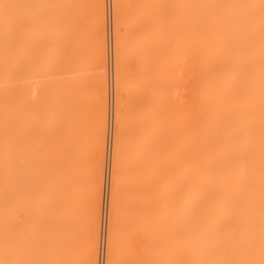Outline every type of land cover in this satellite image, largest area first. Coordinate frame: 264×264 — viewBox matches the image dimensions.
I'll list each match as a JSON object with an SVG mask.
<instances>
[{
  "label": "bare ground",
  "instance_id": "bare-ground-1",
  "mask_svg": "<svg viewBox=\"0 0 264 264\" xmlns=\"http://www.w3.org/2000/svg\"><path fill=\"white\" fill-rule=\"evenodd\" d=\"M123 5L108 264H264V0ZM104 11L0 0V264H96L106 101L50 74L83 66L90 27L103 64Z\"/></svg>",
  "mask_w": 264,
  "mask_h": 264
},
{
  "label": "rangeland",
  "instance_id": "rangeland-1",
  "mask_svg": "<svg viewBox=\"0 0 264 264\" xmlns=\"http://www.w3.org/2000/svg\"><path fill=\"white\" fill-rule=\"evenodd\" d=\"M91 0H87L90 2ZM105 2V21H104V58L103 64H97L95 54L93 51V37H92V28L87 29L86 39L87 46L89 48L87 56L84 60L83 66L78 71L68 72L67 74H50L52 75V80H57L60 77L64 78H75L79 80H84L87 82L88 89L87 95L89 96V103L94 104L95 100L98 98V94L100 96L101 90L103 91L104 99L106 101V128L104 134V156L102 161V180H101V192H100V218H99V230H98V250H97V259L96 264H108L111 261L116 259L114 253L109 252V243H110V231H111V193H112V181L115 173V168L113 165V155H114V144L116 141L115 138V125H116V100L118 98V92L116 88V81L118 80V72L116 69L117 66V47H116V15L117 12H124L125 5L122 6L123 0H104ZM124 9V10H123ZM88 12V21L91 22V6L87 10ZM176 70V71H175ZM173 75L174 78H171L169 81V96L175 100L176 106L173 114H176V118L181 111L180 103L183 105L186 92L184 88L183 78V70L180 68L175 69ZM182 74V75H180ZM48 75H38V77L32 79L35 86L40 87L47 79ZM105 77L106 79V87L103 90L101 87H97L101 78ZM180 83H179V82ZM173 85L171 86V84ZM179 83V84H178ZM183 84V86L181 85ZM176 86V87H175ZM175 88V89H174ZM171 90V91H170ZM184 92V93H183ZM172 93V94H171ZM184 95H183V94ZM173 96V97H172ZM117 97V98H116ZM88 98V97H87ZM183 98V99H181ZM180 100L179 104L178 101ZM93 107V108H92ZM92 111L94 109V105L91 106ZM90 108V109H91ZM179 110L177 112V110ZM181 108V109H180ZM173 125H177V123H173ZM89 163H91V159H89ZM122 171V170H121ZM121 171H119L121 173ZM122 171L121 176H125V173ZM86 180L89 178V172L86 173ZM119 174V173H118ZM123 174V175H122ZM120 175V174H119ZM120 176V177H121ZM123 178V177H122ZM110 230V231H109Z\"/></svg>",
  "mask_w": 264,
  "mask_h": 264
}]
</instances>
